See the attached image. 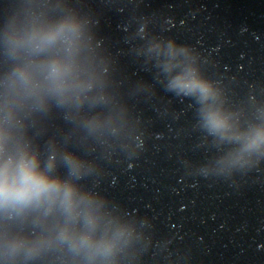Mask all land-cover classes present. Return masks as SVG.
I'll use <instances>...</instances> for the list:
<instances>
[{
    "label": "clouds",
    "instance_id": "9594fccd",
    "mask_svg": "<svg viewBox=\"0 0 264 264\" xmlns=\"http://www.w3.org/2000/svg\"><path fill=\"white\" fill-rule=\"evenodd\" d=\"M96 23L74 0H10L0 22V264H139L145 222L95 187L115 149H143L126 95L151 98L160 84L193 101L208 145L186 162L198 175L228 179L264 162V98L231 101L202 52L150 32L149 17L133 38L154 83L126 94ZM56 116L64 127L48 134Z\"/></svg>",
    "mask_w": 264,
    "mask_h": 264
},
{
    "label": "water",
    "instance_id": "95a60500",
    "mask_svg": "<svg viewBox=\"0 0 264 264\" xmlns=\"http://www.w3.org/2000/svg\"><path fill=\"white\" fill-rule=\"evenodd\" d=\"M74 3L97 21V36L115 59L126 94L137 81L154 83V69L136 55L140 39L133 38L139 18L149 17L150 32L202 52L231 101L264 98V0ZM9 7L10 0H0V22ZM155 87L151 98L126 95L143 149L134 156L115 149L101 161L95 184L127 215L145 222L139 264H264V162L228 179L196 174L186 162L206 158L208 145L194 127V103ZM63 127L56 116L48 134Z\"/></svg>",
    "mask_w": 264,
    "mask_h": 264
}]
</instances>
